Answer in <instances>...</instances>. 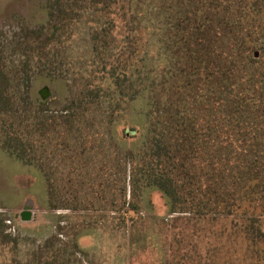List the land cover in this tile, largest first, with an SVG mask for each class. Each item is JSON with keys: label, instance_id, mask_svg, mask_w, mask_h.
<instances>
[{"label": "trees", "instance_id": "16d2710c", "mask_svg": "<svg viewBox=\"0 0 264 264\" xmlns=\"http://www.w3.org/2000/svg\"><path fill=\"white\" fill-rule=\"evenodd\" d=\"M40 7L44 19L26 34L31 44L9 66L0 63V161L10 177H27L31 194L52 206L51 180L26 156L24 114L32 106L38 122L46 104L31 91L35 78L63 100L69 80L59 71L76 74L80 102L102 109L108 147L122 158L111 163L128 177L130 199L123 193L120 205L133 216L153 213L158 194L166 215L187 212L171 234L193 242L168 245V264H264V0ZM74 28L84 37L79 58L48 59L47 50L68 48ZM18 111L24 118L15 119ZM4 226L0 218V234Z\"/></svg>", "mask_w": 264, "mask_h": 264}, {"label": "rangeland", "instance_id": "374dc122", "mask_svg": "<svg viewBox=\"0 0 264 264\" xmlns=\"http://www.w3.org/2000/svg\"><path fill=\"white\" fill-rule=\"evenodd\" d=\"M41 2L0 0V63L5 67L18 58L24 45L31 44L26 34L44 19ZM74 29L68 48L60 53L47 50L48 59L79 58L84 37ZM59 73L69 80L66 97L60 100L53 85L35 78L31 91L46 104L38 122L30 120L37 115L32 106L26 109L23 122L27 125L26 156L51 180L48 188L54 201L52 206L38 202L28 178L10 177V167L6 169L0 161V218L5 225L0 234V264H168V245L184 247L193 242L186 234L177 242L181 236L174 239L171 234V229L180 231L172 227L173 220L187 212L166 215L158 194L153 195L155 212L141 210L136 216L126 212L120 203L123 193L130 199L128 177L121 165L111 168L113 160L122 158L108 147L104 113L95 105L87 109L85 100L80 102L76 74ZM44 88L49 90L46 98L41 96ZM14 117L22 119L23 112ZM120 131L116 128V137ZM17 166L21 165L17 162ZM165 215V219L159 217Z\"/></svg>", "mask_w": 264, "mask_h": 264}, {"label": "water", "instance_id": "95a60500", "mask_svg": "<svg viewBox=\"0 0 264 264\" xmlns=\"http://www.w3.org/2000/svg\"><path fill=\"white\" fill-rule=\"evenodd\" d=\"M41 96L43 98H46L47 96H49V90L47 88H44L42 91H41Z\"/></svg>", "mask_w": 264, "mask_h": 264}]
</instances>
